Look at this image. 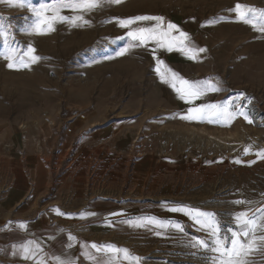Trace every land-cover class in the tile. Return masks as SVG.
I'll use <instances>...</instances> for the list:
<instances>
[{"label": "rangeland", "instance_id": "1", "mask_svg": "<svg viewBox=\"0 0 264 264\" xmlns=\"http://www.w3.org/2000/svg\"><path fill=\"white\" fill-rule=\"evenodd\" d=\"M52 2L27 0L37 7ZM237 3L264 12V0H123L90 12L65 10L62 15L81 14L91 23L57 22L55 31L36 35L26 31L34 19L30 8L0 0V23L8 29L7 39L0 35V149L51 152L46 167H59L54 184L70 171L76 193L84 187L91 198L123 205L198 208L215 213L226 233L237 213L264 208V155H257L264 153V33L236 22ZM141 15L163 16L189 34L191 47L206 51L190 60L149 42L118 55L130 43L118 21ZM28 46L40 61L9 69L4 54L12 48L23 56ZM157 59L184 79L211 80L221 91L188 104L161 81ZM225 100L239 102L254 122L179 118L190 107ZM167 211L177 224L178 213ZM185 220L187 232L192 228L185 239L175 234L143 243L144 264H206L211 253L190 247L195 223Z\"/></svg>", "mask_w": 264, "mask_h": 264}, {"label": "snow or ice", "instance_id": "2", "mask_svg": "<svg viewBox=\"0 0 264 264\" xmlns=\"http://www.w3.org/2000/svg\"><path fill=\"white\" fill-rule=\"evenodd\" d=\"M8 2L17 7L30 8L34 19L29 23L26 31L28 34L46 35L55 31L54 25L57 22L68 23L73 27H83L91 23L85 19L84 15L76 14L72 16L62 15L65 10L73 13L90 12L106 5L120 4L123 0H53L51 4H41L38 7L27 3V0H8ZM232 11L235 14L236 22L250 25L253 29L264 33V12L257 13V10L251 6L237 3ZM27 19V18H26ZM139 22H155L149 26H137ZM119 26L128 29L127 37L130 43L127 47L122 48L117 54L123 56L135 47L147 48L149 42L168 51H179L190 60H196L199 53L205 52L203 48H193L190 45L189 34L182 31L176 24L165 23L163 16L141 15L129 19L119 20ZM176 33V34H174ZM0 35H4L7 39L8 29L0 23ZM35 48L28 46L27 50L20 56L17 49L9 48L3 58L8 61L9 69L20 70L22 68H30L31 65L40 61L41 57L35 54ZM156 73L163 83L169 84L179 95V98L188 104H194L195 101L201 100L209 93L219 92L221 89L211 80L207 81H189L181 77L178 73L164 65L162 60L157 59ZM244 98L241 93L236 97L237 101ZM248 103H251L248 100ZM238 117H243L249 124L254 120L242 107L239 102L233 103V100H225L222 103H202L198 106L190 107L187 114L181 115L179 118L188 121L209 123L225 122L230 125ZM249 148L245 149V154H249ZM264 155V153H257ZM239 163V161H236ZM236 203H243L237 201ZM173 213H180L189 217L199 230H202L210 238L201 239L193 238L190 247L203 250L211 255L206 257V264H257L256 257L264 259V208H258L249 215L248 212L242 211L234 217V227L227 229L223 233L217 215L212 212H206L198 208H189L186 206L171 207L168 209ZM57 214L63 215L59 210ZM151 225L159 229H167L174 227L177 231L183 232L184 229L180 224H172L171 222L161 221L156 218H146L145 221L136 222L135 227H146ZM21 229H26L27 225L20 223ZM223 233V234H222ZM160 233L158 232L157 235ZM70 240L74 237L69 236ZM84 255L93 264H112L115 257L119 259L121 256L129 264H141V258L132 256L128 249H120L114 245H98L92 243L90 246L85 245ZM96 253L104 255V261L93 256L88 248ZM17 252L25 260H33L34 264H47L43 258V249L39 244L28 241L22 244ZM16 254V253H14ZM56 264H76L74 259L55 257Z\"/></svg>", "mask_w": 264, "mask_h": 264}, {"label": "crops", "instance_id": "3", "mask_svg": "<svg viewBox=\"0 0 264 264\" xmlns=\"http://www.w3.org/2000/svg\"><path fill=\"white\" fill-rule=\"evenodd\" d=\"M37 137L42 138L40 134ZM53 143L55 147L57 137H54ZM12 149L15 150V147L0 149V264H34L33 260H25L17 252L28 241L40 245L47 264H56L57 256L74 259L76 264H93L84 255L85 245H114L128 249L132 256L139 257L141 249L148 247L143 245L145 241L153 246L154 241L164 242L176 235L185 239L190 235L192 228L187 232L184 226L185 219L190 218L180 213L176 223L183 227V232L174 227H135L136 222L145 221L146 218L171 222L166 216L168 209L156 207L150 201L123 205L105 198H91L84 187L81 193H76L78 183L74 184L75 174H70V171L65 179L54 184L52 177L59 167H46L47 157L52 158L51 152L27 153L21 148L16 151ZM43 157L46 162L42 160ZM47 174L49 176L45 177ZM56 210L63 215L57 214ZM21 222L27 225L26 229L19 227ZM194 226V238H204L206 233L199 230L198 225ZM133 235L137 238L132 239ZM69 236L75 239L70 240ZM88 251L104 261L103 254L96 253L90 247ZM112 264H129V261L122 256L119 259L114 257ZM141 264H144L142 259Z\"/></svg>", "mask_w": 264, "mask_h": 264}]
</instances>
